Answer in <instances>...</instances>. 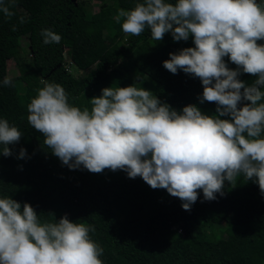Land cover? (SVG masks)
<instances>
[{
  "label": "clouds",
  "instance_id": "obj_1",
  "mask_svg": "<svg viewBox=\"0 0 264 264\" xmlns=\"http://www.w3.org/2000/svg\"><path fill=\"white\" fill-rule=\"evenodd\" d=\"M0 12L13 16L4 0ZM114 19L126 36L147 28L155 41L168 33L174 42L193 38L194 47L170 53L163 67L199 78V102L215 103L216 114L196 105L177 112L136 84L106 87L90 99V109H81L69 103L63 86L44 81L27 106L28 124L44 145L70 170L140 177L179 198L185 211L201 191L204 201H213L224 195L225 181L233 184L241 175L264 195V0H143L132 10L118 9ZM41 36L46 45L62 39L51 29ZM242 74L256 79L246 84ZM2 85L13 86L12 80L5 77ZM21 138L16 126L0 119V155L11 157L9 146ZM17 158H27V150ZM39 216L29 203L0 198V264H103L104 250L89 235L94 226L67 215L42 223Z\"/></svg>",
  "mask_w": 264,
  "mask_h": 264
},
{
  "label": "trees",
  "instance_id": "obj_2",
  "mask_svg": "<svg viewBox=\"0 0 264 264\" xmlns=\"http://www.w3.org/2000/svg\"><path fill=\"white\" fill-rule=\"evenodd\" d=\"M93 2L99 3L96 13ZM138 2L143 0H15L11 6L4 0L13 16L0 12V119L16 126L22 138L9 146L11 157L0 155V198L31 204L42 223L67 215L71 222L94 226L89 235L104 250L103 264H264V195L243 175L233 184L225 181L224 195L213 201H204L201 191L185 211L179 198L124 171L70 170L28 124L27 106L44 81L63 86L69 103L81 109H90V99L106 87L147 83L144 89L177 112L196 105L203 114H216L215 103L199 102V78L163 67L170 53L194 47L193 38L174 42L168 33L155 41L147 28L140 36L123 33L114 19L118 9L132 10ZM43 29L60 35V43L44 44ZM23 54L32 59L21 64ZM225 62L236 68L227 57ZM73 69L86 75L75 76ZM5 77L13 86L2 85ZM239 79L251 84L256 78ZM21 148L27 150L25 159L17 158Z\"/></svg>",
  "mask_w": 264,
  "mask_h": 264
},
{
  "label": "rangeland",
  "instance_id": "obj_3",
  "mask_svg": "<svg viewBox=\"0 0 264 264\" xmlns=\"http://www.w3.org/2000/svg\"><path fill=\"white\" fill-rule=\"evenodd\" d=\"M98 10H99V3L93 2V12L96 13V12H98ZM109 41H110V38H107V42H109ZM22 45L25 49V53H28L29 52V40H28V38L23 39ZM30 59H32L31 56H29L27 54H25V55L23 54L22 58H20V62L22 64V63H24L23 61H25V60L28 61ZM9 73H10V75H15L17 73V68L15 66V63H13V62H10V64H9ZM71 73L75 74V76H85L86 75V73L83 74L81 72L74 73V69L71 70ZM146 85H147V83L142 84L143 87H145Z\"/></svg>",
  "mask_w": 264,
  "mask_h": 264
}]
</instances>
